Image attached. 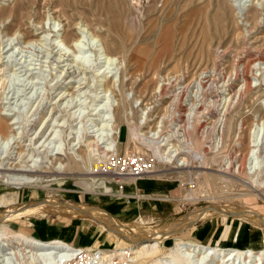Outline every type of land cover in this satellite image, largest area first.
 Instances as JSON below:
<instances>
[{
  "label": "rangeland",
  "instance_id": "1",
  "mask_svg": "<svg viewBox=\"0 0 264 264\" xmlns=\"http://www.w3.org/2000/svg\"><path fill=\"white\" fill-rule=\"evenodd\" d=\"M62 37H70L71 44L78 41L81 51H73L61 42ZM98 37L107 42L112 53L109 57L117 59H107ZM217 49H229L220 59V69L231 66L238 57L264 56V0H0V121L10 127L8 132H0V164L13 168L32 166L38 170L40 181L16 185V188L23 187L28 193L31 189L38 190L41 199H56L63 205L100 206L123 225L117 231L119 228L108 227L98 218L47 212L30 217L28 225L33 227L32 223L47 216L55 219L63 227L62 231L58 229L57 233L42 238L20 225L16 232L1 219L0 229L45 242H60L56 245H70L78 252L87 250L78 259L66 262L68 264H135L136 260L132 258L139 246L149 242L150 238L154 240L156 237L152 238V233L167 232L163 235L161 250L144 253L138 264H176L175 256L183 259V264H193L176 252L178 243H195L176 234L174 227L177 222L187 220L188 214L194 215V220L217 213L242 217L250 210L264 214V200L257 192L222 180L215 189L197 171L192 173L196 176V193H211L214 198L187 200L191 186L189 171L157 159L152 173L134 180L129 179L135 178L131 175L116 181L108 175L90 174L94 164L106 155L90 154L89 143L106 133L104 116L114 106L120 126L118 153L123 156L143 151L149 157H155L153 150L139 139L138 134L134 136L132 130L139 128L145 136L152 137L164 118V134L168 136L173 127L183 124L185 120L175 113L186 112V106L181 102L173 109L172 105L178 85L166 83L174 77H178V82L181 79L183 84L195 80L204 69L211 68ZM71 63L75 67L68 72ZM253 75V86L262 87L264 91V62L258 61L253 66ZM120 76L125 80L122 91L119 90ZM72 79L75 81L70 83ZM111 83H115V88L110 87ZM162 83L166 85V92L161 95L159 85ZM238 84L240 82L235 86ZM225 86L224 80H220V89L210 95L211 108L199 114L202 127L211 125L219 116ZM230 90L233 92V87ZM71 91H74L72 98L60 99L61 94ZM122 99L127 110L133 111L127 119L116 106ZM137 99L142 103H137ZM213 99H219L220 103L213 106ZM182 104L180 108L178 105ZM255 105L264 108V95ZM144 107L149 111L140 119V108ZM245 112L243 134L225 137L227 144L221 149L211 147L216 135L187 134L188 143L180 146H183L184 155L190 154L197 166V151L206 148L210 168L207 170L217 172L227 156L248 152L249 132L252 127L259 131L258 122L264 121V109L255 112L247 107ZM177 140L180 138H171L169 142L176 144ZM72 157L78 162L71 163ZM254 158L259 165L264 163L259 154ZM55 163L58 168L63 163V171H57L53 167ZM201 170L206 169H198ZM93 176H97L96 179H91ZM147 177L159 179L166 185L162 189L164 192H137L136 180ZM8 183L0 178L1 185L11 187ZM227 185L231 186L228 188ZM110 190H119L122 196L107 193ZM173 202L178 206L177 215L162 214L170 211ZM6 210L0 208V213ZM70 222L74 225H67ZM72 226L79 227L78 242H74L76 232ZM88 226L94 232L90 233ZM89 233L98 241L86 240ZM1 248L2 243L0 264H20L14 253L5 254L8 250L2 252ZM104 252L110 255L117 252V255L112 261H106L102 258ZM45 260L48 264L56 263L52 257ZM208 260L199 264H209ZM247 264H251L250 260Z\"/></svg>",
  "mask_w": 264,
  "mask_h": 264
},
{
  "label": "bare ground",
  "instance_id": "2",
  "mask_svg": "<svg viewBox=\"0 0 264 264\" xmlns=\"http://www.w3.org/2000/svg\"><path fill=\"white\" fill-rule=\"evenodd\" d=\"M69 38L62 37L61 42H64L75 52L81 51L79 42L75 41V43L71 44L70 43L71 40ZM98 38L101 41L107 59L108 60L110 59L111 61L117 59L116 57L115 58L109 57V55L112 53H110L109 51L107 42L102 37H98ZM76 42H78V44ZM228 51L229 49H223V50L217 49L216 53L212 58L211 68L204 69L195 80H191L187 84H183L182 83L183 81L181 79H179L178 82V77L176 78L174 77L175 80L173 79L171 81V79H169V82L166 83V85L167 84L178 85L177 91L172 99L173 100L172 105H174L173 109H175V106L181 102H183V104L186 106L187 108L186 112L183 113L182 111H177L175 113V115L178 116L179 119L181 118L185 120L183 124L180 125L178 124L179 126H177V128L173 127L170 130L169 132L170 134L168 136L164 134L165 132L163 127L164 118L160 121V126H158V128L155 131H153L154 133L153 135H151L152 137L145 136L143 133L140 132L139 128H134L132 130L134 136L138 134L139 139L140 140L143 139L142 141L145 142L153 150L155 157L158 161L175 164L176 168L187 169L189 171L190 173L189 177H191L189 182L191 186H189L190 190L186 197L187 200L214 198V196L211 193H207V192L200 194L198 192L196 193L195 191V188L197 187L195 180L196 176L192 174L193 171H197L198 174H201L202 177H204V179L207 180V182H209L210 186L213 185L214 188L218 187L217 185L219 184L218 182L219 180L220 181L222 180L223 183L226 182V184L227 182H232L234 184L238 183L249 187L254 192H257V195L262 197L264 200V188H262L264 187L263 186L264 183L260 182V181L264 182V163H260L259 165V163L255 161L254 158L257 154H259V158L261 159V161L264 160V121L261 123L258 122L259 131H256V128L253 129L254 127L251 128L249 132L250 144H249L248 152H240V153H236L235 156H233V154L227 156L226 159L223 160L224 162L222 163V165H220V169L218 170L215 169L217 172H212L207 170L210 168H208L209 162H208V155H207L208 153L206 148L197 151L196 154L197 156H195V159L197 160L198 163L197 166L193 164L192 157L189 156L190 154H188V156H185L186 154L184 155L183 153L184 150L182 149L183 146L182 148H180L181 144L185 145L186 141L188 143L189 140L187 139L188 138L187 134L189 135L191 133H195V135L202 137V136H206V134L208 133L211 135L213 134L214 136L216 135V139L211 144V147H217L218 149H221L224 147L225 144H227L226 143L227 140H225L227 137L233 134L240 135L244 133L245 122L247 118L245 108L250 107L255 112L256 110L264 109L262 108V105H259V107L255 105L256 100H258L262 95H264V91H262V87L255 88L252 84V80L254 78L253 66L258 61L264 62V56L262 55L261 57H256L253 55H247L245 58L238 57V59L236 60V62H234V64L226 68L223 67L224 69L221 67L222 69H220V65H219L221 62L220 59L226 56ZM0 59H1V55H0ZM74 67L75 66L72 65L71 63L70 67H68V72L69 71L72 72L71 69H73ZM125 72L123 70V73ZM220 80H224V84L226 83L225 89L224 91H222L224 93V97L220 99V101H222L219 106L221 107V110L219 112L220 114L215 121L211 122V125L202 127L201 124H199V114H203L205 113L204 111L209 110L211 108V106L209 107V104L211 102L210 95L215 90L218 91L220 89L219 87ZM72 81L75 80L72 79L70 83H72ZM124 82L125 80L122 79V77L120 76L119 79L120 91L124 89L123 88ZM237 82H240V85L238 84L239 85L238 87L235 86ZM109 84L110 82L107 83V86ZM166 85L163 83L159 85V93L161 95L162 93L164 94V91L166 90ZM110 87L115 88V83H113L112 86ZM232 87L234 89L233 92H231L230 90V88ZM74 91L61 94L60 99L63 100L69 96L72 98V96L74 95ZM256 95H258L257 97H259L260 95V97L257 98ZM255 98L257 99L255 100ZM218 100L219 99H213V103H214L213 106L216 105L218 102L220 103V101ZM136 101L138 103L140 100L137 99ZM139 103H142V100ZM183 104L182 106L181 105L178 106H180L181 108L183 107ZM116 106H119V108H121L123 118L127 119L128 117L133 115L132 110H127L123 99L120 102H117ZM140 110H141L140 119H142V117L144 118V116L148 114L149 109L148 107H144L143 109L140 108ZM104 117H105L104 119L105 123L103 129L104 131H106V133L105 134L101 133V135L97 139L90 141L89 151L90 154H93L94 156H98L99 154H102V156L104 155L106 156L103 157V159H100L97 164L96 163L94 164L93 170L90 174L93 175L99 174V176L102 174L108 175L114 177L116 181H120L121 179L123 180L125 176L121 175L119 172H116L115 168L111 166L114 158H118L120 156V153H118L117 151L118 150L117 134L119 133L120 126L117 121L115 106L111 108V110H109ZM9 129H10L9 125L0 121V132H5V131L8 132ZM142 135L145 137L143 138ZM177 137H179L180 140H177L176 144L169 142L171 138H177ZM161 147H164V149L162 150ZM70 162L76 163L78 162V159L72 157ZM11 164L12 163H10V165ZM57 165L58 164L55 163L53 167H55L57 171H63L64 164L60 163L59 168L57 167ZM13 167L7 166L6 164L4 165L0 164V178L6 179L9 182L8 184H10L11 186L32 184L41 180V176L40 174H38V170L33 169L32 166L31 167L22 166L20 168H13ZM200 168H204L206 170L198 171V169ZM96 177L97 176L95 177L93 176L91 177V179L94 180L96 179ZM108 192L114 193L115 191L110 190ZM115 193H118L120 195L119 190L116 191ZM34 197L35 200H32L29 203L27 202L25 206L21 204L22 208L24 207V209L21 208L22 210L20 209V211L16 214L21 216V214H25V213L36 214V213L48 212V213H61L62 215L64 216L68 215L69 217H74V216L94 217V218H98V220L100 219L104 221L108 225V227L113 226L115 228H119L117 229V231L123 228L122 223L118 222L117 220H113L111 216H109L107 213H105L102 209L98 207H92L86 211H83L78 209L75 205H63L61 202L57 201L56 199L45 200V199L37 198L36 191L34 192ZM175 206H176V210L178 211V206L176 204ZM14 210L12 211L14 212ZM225 215L228 216L229 214H225ZM238 218L252 221L251 223L256 224L254 226H257L261 229L260 230L261 232H259V230L254 229L253 234L258 233L260 236L264 235V214L261 213L260 211L250 210L249 212L248 211L245 212L242 215V217L239 216ZM257 220L260 223L256 222ZM190 222H193V220ZM189 225L191 224L189 223L187 224V226H182V228L185 227L186 229H188V227H190ZM176 228H178V226ZM165 234L167 235V232H163L161 234L152 233V238L155 237L156 238L154 240L150 238L151 240L149 239L148 240L149 242L143 243L141 246H139V249L135 251V257L132 258L133 260H136V262L134 263L138 264L139 262L137 261L144 253L150 254L161 250L163 241L165 239L163 235ZM254 237L256 236L254 235ZM0 243H2V248H1L2 252L6 249L8 251H5V254H7L8 252L14 253L17 261L20 264H48L46 263L45 260L46 257L47 259L48 257L49 258L52 257L54 260H56L55 264H68L66 262H71L78 259L81 254H85L87 251V250H81L80 252H78L76 250H73L70 245H66L62 243L56 245V243H60V242H45L43 240L32 239L18 234L7 233L6 231H4V229L3 231L0 229ZM261 245L263 248L259 249L257 248V246L260 245H256L252 249L244 250L237 248L235 249L215 248V247H210L196 243H182V244L178 243L176 252L178 251L182 255L186 256V258L193 264L203 263L207 259H209L207 262L209 264H225V263L247 264L248 260H250L251 264L254 263L264 264V242L263 244L261 243ZM116 255L117 252L111 255L108 254L107 252H104L102 253L103 257L102 256L101 257L106 261H112V258ZM191 256L193 257L196 256L197 258L193 260ZM174 259L176 264H183L182 263V261H184L183 259L179 260V257L177 258V256H175ZM86 261H89V258H87ZM90 264L92 263L90 262Z\"/></svg>",
  "mask_w": 264,
  "mask_h": 264
},
{
  "label": "crops",
  "instance_id": "3",
  "mask_svg": "<svg viewBox=\"0 0 264 264\" xmlns=\"http://www.w3.org/2000/svg\"><path fill=\"white\" fill-rule=\"evenodd\" d=\"M129 179L134 180L136 179V177L135 178L129 177ZM159 181H160L159 179L156 180V179L148 178V177L143 178V179L141 178L140 180H136L135 187L137 188V192H140L142 194H152V193L154 194L155 192L162 193L164 192V190L162 189L166 187V185L161 184ZM35 191L37 192V198H41L40 192L38 190L31 189V191H29L28 193L25 191L23 187L16 188L14 186L10 187L5 184H2V185L0 184V208L7 209L5 212L0 213V218L4 224H7L8 226H10V228H12L16 232L17 231L19 232V225H20V227H25L26 230H28L29 232L35 233L39 237L46 238L53 233H57L58 229L62 231L63 227L61 228L58 225V223L55 222L56 221L55 219L49 218L47 216L41 217L39 218L37 222L35 221L34 223H32L33 227H30L28 223H29L30 217L41 215V214L45 215L48 213H36V214L25 213V214H21V216L16 214L20 211V209L22 208V205L25 206L27 202L29 203L30 201L35 200L34 199ZM107 193L111 194L112 192H107ZM113 194H118V193H112L111 195ZM120 195L122 196V194ZM97 200L99 199L97 198ZM173 203L174 204L171 206L170 211H168V213H162V214L166 215V214H169V212H171V215H177L178 211L176 210L175 202ZM73 205H75L77 208H80V210H83V211H86L92 207H98L102 209L105 213H107L109 216H111L112 218H115L112 214H110L108 211H106L104 208L100 206H95V205L86 206V205H79L76 203H74ZM159 206L161 209L162 203ZM157 208L159 209V207ZM172 208L174 209V211L172 210ZM22 209H24V207ZM12 210H14L15 213ZM193 216L194 215H191L189 217L188 215V217H186L187 220H183L181 221V223L177 222L174 225L175 228L177 227V225H179L178 226L179 229L176 228L177 230L176 234L180 233L182 235V238L187 241H193L195 243L200 242L202 244L216 245V246H221V247L233 246L236 248L238 247L240 249H244L247 247L248 249H252L256 245H260V246H257V248L259 249L262 248L261 243L263 244L264 242V235L260 236L258 233L253 234L254 229L259 230V232H261L260 231L261 229L257 226H254L255 224L251 223L248 220L239 219L238 217H234L232 215L227 216L223 213L213 214L211 216H208L202 219L200 218L195 221H194ZM81 217H84V216H81ZM84 218H88V217H84ZM192 220L193 222H190ZM10 221H13V222L10 223ZM189 223L191 225H189L190 227H188V229H186L185 227L182 228V226H187V224ZM69 224H73V222H70L67 225ZM89 226L87 227L89 228V232L90 233L94 232V229L90 228ZM72 227L75 229L74 232H76L74 236V239H75L74 242H78L80 241L79 240L80 236L78 235L79 227L78 226L77 227L72 226ZM180 229H181V232H180ZM99 230L100 232L102 231V229H99ZM90 233L87 236H85V238L86 240L90 239V242H92V240L97 239V237ZM254 235L256 237H254ZM83 240L85 241V239Z\"/></svg>",
  "mask_w": 264,
  "mask_h": 264
},
{
  "label": "built area",
  "instance_id": "4",
  "mask_svg": "<svg viewBox=\"0 0 264 264\" xmlns=\"http://www.w3.org/2000/svg\"><path fill=\"white\" fill-rule=\"evenodd\" d=\"M155 159V157H149L143 151H134L114 158L111 166L121 175L142 177L153 172L152 170L155 169Z\"/></svg>",
  "mask_w": 264,
  "mask_h": 264
}]
</instances>
